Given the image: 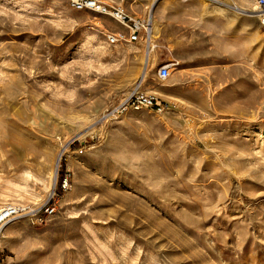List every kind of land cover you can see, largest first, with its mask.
<instances>
[{"label":"rangeland","instance_id":"rangeland-1","mask_svg":"<svg viewBox=\"0 0 264 264\" xmlns=\"http://www.w3.org/2000/svg\"><path fill=\"white\" fill-rule=\"evenodd\" d=\"M99 1L153 24L139 86L149 35L110 45L126 29L71 0H0V207L24 213L0 264H264L253 0ZM133 89L158 106L117 113Z\"/></svg>","mask_w":264,"mask_h":264},{"label":"built area","instance_id":"built-area-1","mask_svg":"<svg viewBox=\"0 0 264 264\" xmlns=\"http://www.w3.org/2000/svg\"><path fill=\"white\" fill-rule=\"evenodd\" d=\"M254 6L258 9L259 30L264 37V0H253ZM70 7L75 11H91L103 16H107L120 26L126 29V34L108 33L105 35L106 41L110 45L121 44L125 41L134 43L139 39L147 40L150 32V25L146 20L130 16L121 6L105 5L99 0H71ZM169 76V68L161 66L159 68V78L165 79ZM158 106L157 100L153 96L146 95L133 89L126 95L121 104L117 107V113L126 111H137L143 108ZM19 216L18 209L13 205H3L0 207V233L3 228L12 223Z\"/></svg>","mask_w":264,"mask_h":264},{"label":"bare ground","instance_id":"bare-ground-1","mask_svg":"<svg viewBox=\"0 0 264 264\" xmlns=\"http://www.w3.org/2000/svg\"><path fill=\"white\" fill-rule=\"evenodd\" d=\"M250 13H252V14H255V16L254 17H256L257 18V20H258V22H259V18H258V15H256V13H258V9L256 8V7H254L253 8V10H251V12ZM151 23V24H150ZM149 25H150V33H149V40H147V44L145 45L146 46V48H147V51L145 52V57H144V62H143V67H142V70H141V72H140V80H139V82H138V84L136 85V86H139L140 85V82H143L144 81V79H145V75H146V71H147V69H148V66H149V60H150V53H151V50H152V46H151V43H152V39H151V32H152V26H153V24H152V22H151V20H149ZM258 30V29H257ZM259 32H260V30H258ZM138 88V87H137ZM136 88V89H137ZM135 89V90H136ZM24 214V213H23ZM23 214H19V216L20 215H23ZM18 216V217H19ZM9 225V224H8ZM7 226V225H6ZM5 226V227H6ZM4 227V228H5ZM3 228V229H4ZM3 231V230H2ZM2 233V232H1ZM1 233H0V236H1Z\"/></svg>","mask_w":264,"mask_h":264}]
</instances>
